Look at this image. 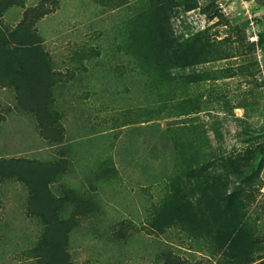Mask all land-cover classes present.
<instances>
[{
    "label": "rangeland",
    "instance_id": "rangeland-1",
    "mask_svg": "<svg viewBox=\"0 0 264 264\" xmlns=\"http://www.w3.org/2000/svg\"><path fill=\"white\" fill-rule=\"evenodd\" d=\"M141 1L58 0L49 5L34 27L55 73L52 97L62 140L45 139L35 116L17 107L14 87L0 86V158L67 161L51 192L61 196L63 187L70 188L91 206L68 234L73 264H164L168 253L189 263L233 264L216 251L213 238L199 236L188 223L158 230L155 222L177 192L197 201L200 191L187 176L208 164L210 181L222 192L237 185L251 191L242 220L251 236L264 239V44H256L252 54L259 72L251 81L223 77V68L240 64L241 58L211 61L193 68L209 72V79L179 88L172 98L166 89L153 87L124 44L122 23ZM197 1L196 9L171 19L176 33L207 27L212 36H226L240 49L246 41L258 43L264 32L261 0ZM211 2L230 25L248 21L241 32L244 41L206 17L202 11ZM37 3L24 0L9 7L0 27L13 30L25 9ZM242 95L249 105L234 107ZM234 165L239 175L231 172ZM30 195L16 178L0 182V264H38L34 248L44 224L28 213ZM72 211L68 204L60 216ZM254 255L264 256V243Z\"/></svg>",
    "mask_w": 264,
    "mask_h": 264
},
{
    "label": "trees",
    "instance_id": "trees-1",
    "mask_svg": "<svg viewBox=\"0 0 264 264\" xmlns=\"http://www.w3.org/2000/svg\"><path fill=\"white\" fill-rule=\"evenodd\" d=\"M261 1L264 4V0ZM23 2L0 0V16L9 7L23 5ZM57 2L38 0L35 6L25 9L23 18L13 30L0 27V86L14 87L17 107L35 116L40 134L52 143L62 140L52 97L55 73L51 70L50 59L42 48V40L34 24L50 11L49 5H56ZM197 7V0H142L138 11L122 23L124 44L139 60L153 87L159 91L166 89L164 94L171 97L181 87L209 79V72H198L193 68L211 61L241 58L240 64L223 68V73L226 72L223 77L239 75L242 81L248 82L259 72L252 54L256 44L264 46V32L258 34V43L246 41L241 49L234 47V41L226 36L220 39L218 34L212 36L207 27L196 32L188 30L176 33L171 19ZM202 12L209 20L216 19L237 40L242 42L246 39L241 32L248 21L230 25L213 2L204 6ZM185 69L192 71L184 75L175 74ZM212 77L219 78L218 75ZM249 103L248 97L242 95L238 106L234 107H245ZM66 162L63 159L41 162L27 158H0V182L11 178L24 182L31 191L28 213L40 217L44 224L43 238L34 248L38 264H73L67 251L68 234L78 225L79 217L90 211L89 202L70 188L63 187L61 196H54L51 192L50 184L66 172ZM222 165L228 169L226 164ZM236 167L234 165L231 172L239 175V172H235ZM208 168V164H202L187 176L195 180L200 191L197 201L193 203L177 192L173 200L160 209L156 228L161 230L174 222H186L199 236L213 238L216 251L231 263L264 264V256L254 255L264 239L257 240L251 236L250 229L242 220V210L252 197L251 191L237 185L229 192H222L210 181ZM244 183V187L249 186L247 181ZM68 204L73 205V211L63 218L60 212ZM164 260V264H197L169 253L165 254Z\"/></svg>",
    "mask_w": 264,
    "mask_h": 264
}]
</instances>
